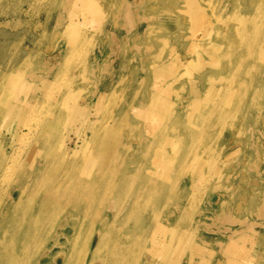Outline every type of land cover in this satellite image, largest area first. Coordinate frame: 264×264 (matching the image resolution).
<instances>
[{
    "label": "bare ground",
    "instance_id": "1",
    "mask_svg": "<svg viewBox=\"0 0 264 264\" xmlns=\"http://www.w3.org/2000/svg\"><path fill=\"white\" fill-rule=\"evenodd\" d=\"M108 1L83 3L85 8L102 12ZM187 3L195 5V1ZM247 12L215 25L203 12H195L191 18L197 26L189 39L193 48L184 50V57L172 53L159 60L152 53L150 60L140 61L130 75L115 70L96 86L93 112L84 116L75 112L81 109L76 99L83 91L76 84L82 72L75 66L76 37L71 27L75 16L68 17L60 27L52 24L59 32L62 30L68 43L63 58H50L47 68L23 72L42 41H33L27 55L28 51H20L22 41L12 39L9 54L7 49L5 52L9 57L0 61V264H129V257H137L131 250L147 238L150 242L145 252L152 262L181 258L182 252L177 256L172 253L173 240L177 231L180 238L176 237L175 242L187 235L186 216L173 212L176 218L169 216L142 229L148 224L144 216L153 206H160L159 197L155 200L161 192L159 184L181 183L186 165L180 157L175 161L170 155L182 154L181 141L193 139L204 114L211 115L204 105L208 94L225 96L218 81L193 83L196 76L192 75L188 82L183 81L193 56L200 53L204 58L199 64L200 72L233 69L235 84L228 85L230 89L233 86L244 90L243 80L251 88L257 80L258 67L246 63L257 61V55L264 51L260 47L252 52L254 46L245 38L255 24L260 25L255 32L264 35V25L259 24L264 12L256 15L251 6ZM98 14L95 13L96 20L101 17ZM235 25L241 28L235 29ZM174 26L169 24L164 32L169 34ZM140 27L135 26V32L147 34L145 26ZM204 44H208L205 49ZM64 73L69 74V83L64 93L56 95L54 85ZM141 74L149 78L148 82L140 80ZM72 92L77 93L76 99L68 104ZM184 93L187 97L183 102ZM78 119L82 121L75 138H69L63 126ZM211 128L199 129L198 134L210 136ZM198 178H188L190 187L185 186V179L182 181L179 203L188 197ZM111 199L113 205L109 203ZM163 205L174 207L175 203L167 200ZM100 214V219L95 220ZM177 226L181 227L177 230ZM139 230L143 231L141 236ZM260 237L256 241L239 240L254 244L255 264H264V254L258 253L264 249V237ZM188 242L192 245L185 249L183 264H197L208 252L203 251L206 248L197 238ZM238 246L234 243L228 251Z\"/></svg>",
    "mask_w": 264,
    "mask_h": 264
},
{
    "label": "rangeland",
    "instance_id": "2",
    "mask_svg": "<svg viewBox=\"0 0 264 264\" xmlns=\"http://www.w3.org/2000/svg\"><path fill=\"white\" fill-rule=\"evenodd\" d=\"M190 1H195V5L187 3V0H109L106 6L108 8L105 7L100 12L85 8L83 0H0V16L4 18L0 19V61L9 57L7 54L11 50L12 39L22 41L20 51H28L27 55L32 42L39 40L42 44H39V48L29 60L30 65L26 66L23 72H28L30 68H47V60L50 58H63L62 53L68 43V39L61 35L64 34L62 30L59 32L55 25L65 24L68 17L75 16V22L71 26L75 28L76 37L73 40L76 46L75 66L76 69L81 68L78 70L82 72L77 77L76 84L81 86L83 91L82 94L72 92L67 102L72 103L77 94L76 102L81 104V109L75 112L84 116L85 113L93 112L96 101L93 93L96 86L110 78L115 70H122L130 75L140 61L150 60L152 53L157 55L159 60L172 53L184 57V50L193 48L189 39L192 37L190 32L195 31L194 26H197L191 18L195 12L206 14L214 25L221 24L226 19L247 15V8L250 6L256 15L264 12V0ZM98 12L104 19L100 16L97 17L98 20L95 19V13ZM87 20L88 23H84ZM54 23L56 24L52 25ZM171 23L175 25L174 29L168 30L169 34H166L165 27ZM259 24L264 25V18ZM141 25L145 26L147 34L135 32V26ZM238 26L241 28L240 25H235L234 28L237 29ZM259 27L258 24L254 25L255 29ZM201 28L206 29L203 26ZM255 29L252 28V31L246 34L245 42L254 46L251 48L252 52L260 47L264 51V35H258ZM201 32L200 30L199 34ZM156 37L162 38L158 40ZM233 38L236 41V37ZM207 45L202 47L205 49ZM85 55L86 58H83ZM203 59L200 53L193 56L192 63L185 70L183 81L188 82L189 75L196 76L193 83L218 81L225 96L208 94L204 105L208 106L211 115L204 114L201 126L195 128L197 130L192 134L193 139L189 138L186 143L181 141L179 148L182 154L173 152L170 155L175 161L180 157L186 165L181 183L185 179V186L190 187L188 178L194 176L199 177L198 181L193 185V190L190 188V193L183 199L182 204L178 202L181 183L173 181L165 186L159 184L161 192L155 200L159 197L160 206H153L152 211L144 216L148 224L142 228L147 229L155 221L160 222L169 216L176 218L175 214H171L173 212L184 214L189 222L188 233L182 241L175 242L176 237L180 238L177 231L172 250L175 256L182 252L181 258L164 260L162 263L152 262L148 252H145L149 239L144 243L138 241L135 236V241L139 244L131 252H136L137 257H129V264H183L185 249L189 250L192 245L188 239L193 238H197L200 246L206 248H202L203 251L208 252L197 264H229L226 260L236 264L256 262L253 254L254 244L239 240L253 238L256 241L259 235L264 237V52L257 55V61L247 60V66L251 63L258 67V71L257 80L251 88L246 86V80L242 81L245 84L244 90L233 86L232 89L229 88L228 85L235 84L233 69L214 68L200 72L199 64ZM67 74H63L65 81L61 77L55 83L56 95L65 92L69 83ZM142 75L140 80L148 82L149 78ZM146 88L149 89L148 86ZM16 94L21 97V94ZM56 95L54 94L55 97ZM186 97L187 94L184 93L181 101L184 102ZM199 100L201 101V98ZM79 121L82 120L64 124L63 132H66L69 138H75L74 133L81 124ZM22 124H18V128ZM136 124L135 122L134 125ZM209 125L212 126L210 136L198 134L199 129H207ZM2 130L6 134L4 128ZM8 137L6 134V138ZM70 146L73 148L74 144ZM173 150L176 151V147ZM154 177L158 178L156 174H153ZM167 200L174 201L175 208H164L163 204ZM109 203L114 204L112 199ZM203 204L206 205L204 208ZM100 216L101 214L95 220L100 219ZM180 227L177 226L176 229ZM185 228L182 230H186ZM98 230L97 227L96 231ZM138 232V236H141L143 231ZM234 243L239 246L229 252V246ZM258 253L264 254V249L258 250Z\"/></svg>",
    "mask_w": 264,
    "mask_h": 264
}]
</instances>
